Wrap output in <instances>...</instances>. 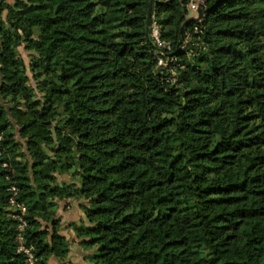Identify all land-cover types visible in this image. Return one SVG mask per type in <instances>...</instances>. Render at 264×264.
Returning a JSON list of instances; mask_svg holds the SVG:
<instances>
[{
	"label": "trees",
	"instance_id": "trees-1",
	"mask_svg": "<svg viewBox=\"0 0 264 264\" xmlns=\"http://www.w3.org/2000/svg\"><path fill=\"white\" fill-rule=\"evenodd\" d=\"M192 1L0 0V264L13 185L36 264H264V0Z\"/></svg>",
	"mask_w": 264,
	"mask_h": 264
},
{
	"label": "rangeland",
	"instance_id": "rangeland-1",
	"mask_svg": "<svg viewBox=\"0 0 264 264\" xmlns=\"http://www.w3.org/2000/svg\"><path fill=\"white\" fill-rule=\"evenodd\" d=\"M201 4H202V1L200 0H193L189 5L188 7L190 8V14L193 15V17H198V8L201 7ZM166 13L164 12H161V15H164ZM197 14V15H196ZM152 31H151V37H152V40L156 43V45H158V47H160V49H167V50H170L171 49V45L168 43V42H163L162 39H161V32H160V26L157 22L156 19H154L153 23H152ZM191 40L190 37H188L187 40H185L184 42V48L185 46L187 45V43ZM20 54L22 56V58L24 59L25 63L28 65L29 63V54L24 50V47L22 46L20 49ZM165 54H162V56H159V66H162V67H168L170 66L171 64H175L176 63V58L173 57V56H166L167 58H164ZM193 56L195 57V54H193ZM170 79V78H168ZM176 79H177V76H176V73L173 71L172 72V78H171V81L173 83L176 82ZM70 176L68 175H62L61 179H69ZM153 226V229H161L160 226L158 225H152ZM51 261V260H50ZM49 261V264H51V262ZM70 261L74 264H77L76 262H73L71 259Z\"/></svg>",
	"mask_w": 264,
	"mask_h": 264
},
{
	"label": "built area",
	"instance_id": "built-area-1",
	"mask_svg": "<svg viewBox=\"0 0 264 264\" xmlns=\"http://www.w3.org/2000/svg\"><path fill=\"white\" fill-rule=\"evenodd\" d=\"M3 166H6V164H3ZM9 190L12 193L10 203L15 206L17 210V212L12 214V217L18 221V233L16 235L17 251L25 256L27 264H36V248L33 244L26 243L24 236L28 227V221L25 218L27 208L23 203L17 201V187L13 185Z\"/></svg>",
	"mask_w": 264,
	"mask_h": 264
},
{
	"label": "crops",
	"instance_id": "crops-1",
	"mask_svg": "<svg viewBox=\"0 0 264 264\" xmlns=\"http://www.w3.org/2000/svg\"><path fill=\"white\" fill-rule=\"evenodd\" d=\"M67 181L69 179H65ZM80 209H79V202L77 201H72L68 200L65 202H61L58 210V216L63 218L64 222H69V221H79L80 220ZM68 238H71L68 234H66ZM75 246L73 247L71 253H70V259L73 262H76L77 264H83L82 262V257L80 249L74 244ZM51 264H55V260L51 259Z\"/></svg>",
	"mask_w": 264,
	"mask_h": 264
},
{
	"label": "water",
	"instance_id": "water-1",
	"mask_svg": "<svg viewBox=\"0 0 264 264\" xmlns=\"http://www.w3.org/2000/svg\"><path fill=\"white\" fill-rule=\"evenodd\" d=\"M203 16H204V10H203L202 7H199V8H198V17H192V18H189V19L185 22L184 26L187 25L190 21H200V20L203 18ZM149 17H150V15H149Z\"/></svg>",
	"mask_w": 264,
	"mask_h": 264
}]
</instances>
